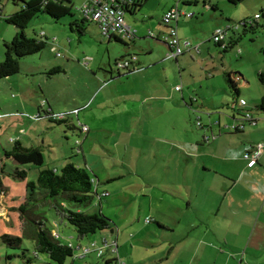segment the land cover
Returning <instances> with one entry per match:
<instances>
[{"label": "rangeland", "instance_id": "1", "mask_svg": "<svg viewBox=\"0 0 264 264\" xmlns=\"http://www.w3.org/2000/svg\"><path fill=\"white\" fill-rule=\"evenodd\" d=\"M84 1L71 0L75 13L73 17L56 21L47 15H39L33 19L26 30V35L30 38H38L45 32L48 39L45 48L40 53L23 58L18 74L0 79V264H23L24 260L21 256L23 250H28V255L33 253V242L28 239V231L24 230L30 212L43 216L47 228L52 232L55 230L56 234L66 238L75 248L78 244L84 248H92L91 242L81 241L73 226L65 222L60 224L61 217L56 213L52 200L38 203L30 201L33 190L28 184L37 182L41 168L31 164H18L5 156V152L13 149V141L16 140L27 147L39 148L44 155V168L60 169L69 161L87 168L92 178L95 176L100 178L99 186L106 189L100 192H107L110 196L103 199L101 204L95 198L93 205L87 210L90 213L101 211L112 222L113 228L118 227L120 237L124 233L127 239L129 236L128 241L132 246L138 243L136 249L129 248V244L123 247L126 240L120 239L119 251L122 254H129L131 251L133 255L131 261L127 255L126 257L119 255L122 262L181 264L175 258H171L168 262L170 252L173 250L172 244L181 243L187 235V227L198 221L197 216L187 214V204L182 198L183 188L178 189L183 185H176L170 192L171 196L166 197V200L157 203V200L153 199L154 208L149 210L145 206L148 201L145 195L149 196L151 187L144 186L145 192L140 185H144L145 182H155L157 186L168 187L167 179L170 176L180 177L182 180L183 168L179 166L185 164L187 157L184 156L183 150L189 147L184 140L189 141V134L192 138L196 136V129L198 132L202 131L198 122L204 123L205 114L217 113L218 116L219 113H223L231 118L233 111L230 106L235 94L227 83L226 73L239 72L243 75L244 79L239 81V84L244 85L240 89V98L251 103L260 97V94H264V83L259 78V74L264 73V0H242L237 4H232L229 0H215L214 4L218 2L217 5L223 14V19H220L218 12L216 20L210 18L212 12L204 7L203 3L206 0H198L196 4L193 2L189 5L179 1L182 7L186 5L188 9L193 10L196 17L200 18L202 15L208 17L203 20L200 29L201 31L204 29L202 35L203 41L206 42L200 43V55L192 54V57L189 54L194 60L190 67L186 68L184 62L186 56L183 55L178 62L173 59L169 67L159 63L158 69L161 74L155 76L156 73L151 78L143 75L133 78L134 74L119 76L116 61L131 48L124 43L110 41L104 37L97 25L86 24V33L82 36L76 31H71L70 23L74 19H82L79 10ZM169 1L172 0H150L144 9L146 11L150 8H158L159 2L163 5L164 2ZM5 2L17 10L20 8L12 0ZM256 14L261 15V18L255 21ZM184 19L186 18H182ZM246 19L254 21V29L251 30L249 26L245 32L244 27L240 26L237 32L232 31L229 34V38L230 36L238 38L239 42L227 52L217 49L212 40L214 32L217 29L224 30L228 26L239 25ZM17 31L14 25L7 23L6 18L0 15V62L5 55L3 43L12 41ZM151 39L153 38L145 40L156 45L159 51L165 49L158 41ZM139 56L142 57L138 54ZM162 56L157 52L152 57L161 62ZM222 66L227 68L224 74ZM55 67H61L63 71L49 74ZM132 79L145 85L140 87L139 96L131 92L132 86L129 83ZM155 79L163 84V88L165 85L168 86L169 90L172 84L179 85L180 89L177 90L179 92H176L173 101L154 103L153 100H148L144 105L137 102L129 111L130 114L120 109L123 107L122 104L119 107L118 103L113 102V98L119 100L121 96L131 98L133 93L137 96L134 98L157 95L156 88L146 84ZM180 90L187 95L186 101L180 98L182 94ZM48 103L55 109L70 114L66 117L67 121L57 124L45 117L38 120L37 114L41 113L44 116L48 110ZM147 107L152 110V116L157 122L153 133L149 136L144 134L141 121L137 120L135 123L133 120L134 115L144 113ZM222 118L223 121L226 120L224 115ZM260 123L262 124L263 121ZM66 124H75L77 128L69 129ZM83 126L91 132L83 134L81 132ZM178 132L186 137L178 135ZM78 149H81V153H78ZM177 163L179 165L175 167L176 173L173 175L167 173L166 166L171 164L175 166ZM1 168L4 170L2 171ZM17 170L25 171L26 176L24 178L16 176ZM252 187L251 178L247 176L242 178L237 192L243 198L240 202L241 210L243 203L245 205L250 203L248 198L252 194L253 197H256V194L262 195L263 198L259 206L255 207L253 217L236 221L231 231L227 233L226 224L222 219L223 212H220L217 216L219 220L215 223L218 226L216 234L221 239L225 237L229 241H242L246 245L253 234L252 241L264 242V234L261 232L264 224V212L261 215L264 206V187L260 188L259 185L256 188L258 191H253L255 186L253 189ZM35 192L37 198L42 193L39 188ZM25 204H27V212L22 210ZM166 207L170 210L169 214L164 212ZM242 212H238L239 216L236 219L250 214V210ZM153 214H160L163 217L161 220L172 226L173 231L160 229L157 223L152 222ZM205 215L206 222L210 224L212 214ZM29 219L33 217L29 216ZM147 219L152 223L147 224ZM204 231H207L205 226L192 230L189 239L193 240L195 235H203ZM5 234L21 237L20 248L12 249L4 244L2 236ZM207 235L213 236L210 232ZM89 237L97 242H101L102 238H107L108 241L115 240L107 230ZM187 244L184 243L180 247ZM262 248V245H258L255 250L246 249L247 252L245 250L244 254L240 255L243 257V264H264ZM102 249L106 254L105 258L117 256V253L110 254L108 247ZM75 254H78V250H75ZM96 255L93 253L80 260L75 258L73 262L70 259L67 264H107ZM251 256H254V261ZM220 258L218 264H236L234 260ZM236 261L237 264H242L241 258Z\"/></svg>", "mask_w": 264, "mask_h": 264}, {"label": "crops", "instance_id": "2", "mask_svg": "<svg viewBox=\"0 0 264 264\" xmlns=\"http://www.w3.org/2000/svg\"><path fill=\"white\" fill-rule=\"evenodd\" d=\"M186 2L189 4H192L193 2L197 3L198 0H172L167 2H164L162 5V2H159L158 8H150L149 10L145 11V7L148 5L150 0H147L144 4L142 10L137 14L133 15L131 17H126L128 25L135 31L136 38L131 43H129L128 47L131 48L129 50H126V54L124 55L126 58H128L131 55L136 56V63L134 64L133 71L135 72H125L129 73L132 77H139V76H145L147 78L153 77L156 73L158 76L161 74V71L158 69L159 63L165 64L167 67L170 66V62L173 60V58H169V47L167 44L162 40V38L167 34L168 28L164 26L162 23V18L164 14L169 11L171 8H178L183 14H192L191 17H188L186 15L182 16L180 20L177 23L178 27V33L181 39V43L183 47H188L187 51H185L181 56L185 55V63L186 68L190 67L192 62L194 61L192 59L193 55H200L201 54V44L205 43L206 41H203V31L202 24L203 20L205 18H208L206 15H202L199 17H196V13L193 12V10L188 9V7L185 5L184 7L181 6V2ZM13 2V0H12ZM205 2H208L210 4H214L215 0H206ZM14 3V2H13ZM195 3V4H196ZM218 2H216L217 4ZM204 4V3H203ZM162 5V6H161ZM206 5H204L205 7ZM208 6V5H207ZM18 10L5 2V0H0V15L4 16L5 18L7 16H10L14 13H16ZM201 11V10H198ZM211 11V10H210ZM212 16L211 19L216 20L217 13L216 11H211ZM219 14V13H218ZM128 16V15H127ZM220 19H223V14L220 12ZM182 18H186L182 20ZM202 21H197V20ZM196 20V21H193ZM243 21V20H242ZM161 25L163 28H161ZM217 31V30H216ZM215 31V32H216ZM150 33L154 35L153 37H150ZM153 38L156 41H158L160 44H162L165 49L163 51L157 50L156 45L153 43H147L146 40ZM146 39V40H145ZM151 39V40H153ZM128 40V39H125ZM4 44V43H3ZM146 46V47H145ZM217 49L221 50L218 46H216ZM209 51L211 49L208 48ZM139 51L140 53H136ZM157 52L161 53L162 60L161 62H158L157 59H153V55ZM213 52V51H212ZM224 52V51H223ZM138 54L142 55V57H138ZM188 54V55H187ZM192 57H190V55ZM122 56L121 58H125ZM174 59L176 62L179 61V58ZM155 58V57H154ZM197 58V57H196ZM119 59V58H118ZM192 59V60H191ZM196 60V59H195ZM223 74L227 72V68L222 66ZM168 69V68H166ZM165 69V70H166ZM217 70V69H215ZM121 76L124 73H121ZM264 74V73H263ZM127 75V76H129ZM113 77V75H112ZM128 80V79H125ZM130 80V79H129ZM144 80V79H142ZM124 82L122 81V84ZM143 82H136L134 79L131 80L129 83L132 86V91L136 95L139 94L140 87H143L145 85L142 84ZM184 83V82H183ZM146 84L151 85L150 87L156 88L157 95H153L152 97H137L134 93L131 96H121L119 100H116L113 98V102H116L119 104V107L121 104L123 105L122 108L124 113L130 114V110L135 106L137 102H140V105H144L146 101L153 100L154 103H157L159 101H173L174 97L176 96V92H179L176 90V88L179 85L172 84L173 86L168 88V86L165 85V87H162V83L155 80L146 82ZM243 84H239V88L241 89V86ZM244 86V85H243ZM176 87V88H175ZM175 88V91H174ZM180 92H182L180 90ZM260 97L253 100V102L250 103V101H246L249 109H254L255 104L261 100V98L264 96V94H260ZM126 97V98H125ZM240 97V94H239ZM184 101L187 99V95L182 92L181 97ZM243 99V98H241ZM245 100V99H244ZM230 108L233 109V106H237L235 104L236 101H233ZM172 104V103H171ZM209 109V108H208ZM58 111V112H56ZM194 111V109H193ZM164 112V111H163ZM162 112V113H163ZM64 114V112H61L60 109H55L54 106H52L50 103H48V110L45 112L44 116L41 114H37L36 118L38 120H42L43 117L45 119H49L50 115L52 114ZM235 114V113H234ZM222 115L225 116V121H223ZM40 116V117H38ZM255 118L258 119V124L253 125L252 127H248L244 132L243 135L237 136L235 133H231V126L234 122L232 120H229V116L223 113H219L217 116V113L215 115L212 114H205L204 120L202 123V131H197L196 129V136L193 138L188 135L189 141L184 140L185 144H188L189 147L184 149L185 151L184 156L187 157L185 160V164L179 166L180 168H183L182 171V180H180V177L173 178L169 177L167 179V185L168 187H165L163 185L157 186L155 182L148 183L145 182L144 185H140L143 191L146 192L144 189V186H150L151 191H149V196L146 194L145 197L147 198V202L145 203V206L149 209H153V199L157 200L158 202H161L163 200H166V197L171 196V191L174 189L176 185H183L178 187V189L183 188V195L182 198L186 201L188 212L187 214H190L191 216H197L198 221H195L191 224V226L187 227V235L183 239V241L179 244H172L173 250L170 252V256L168 258V262L171 260V258L177 259L179 263L181 264H218V261L221 259L220 257H226L228 260H234L237 264V259H242L243 264V257L240 256L241 254H244V251L247 249L255 250L258 245H262V249L264 250V242L259 241H252L253 234H251L250 241L248 240L246 242L242 241H229L228 238H220V236H217V223L218 222V214L220 212H223V222L226 224V232L229 233L232 229L233 223L241 219H248L253 217V213L255 212V207L259 206V203L261 199L263 198L262 195L256 194V197L250 196V203H246V205L243 203V209L241 210L240 202L243 201V198H241V194L237 192L236 186L241 182V178L244 177H250L252 182V189L255 186V189L253 191H258L256 188L261 185L260 188L264 187V152L260 158L259 164L254 168H247L246 161L242 159L243 153H245L247 150H251L257 143L264 142V112H257L255 113ZM155 117L152 116V110H150L148 107L146 108L145 112L142 114H136L133 116V120L136 121L139 120L143 125H141V128H144L145 135L149 136L153 133L154 127L157 124V122L154 120ZM241 119V118H240ZM239 120V119H238ZM263 121L261 124L260 122ZM219 122V123H218ZM194 124V122H192ZM223 127H222V126ZM194 126H196L194 124ZM220 126V127H218ZM86 127V126H83ZM82 127V133L87 134L90 133L91 130L89 129V132L83 130ZM200 127V126H199ZM88 129V128H87ZM179 133V132H178ZM178 135H182L184 138V134L179 133ZM215 136V138L213 137ZM191 139V140H190ZM182 141V138H181ZM45 145V144H43ZM78 153H81V149H78ZM193 158H192V156ZM194 159V160H193ZM202 159V160H200ZM170 160V159H167ZM171 161V160H170ZM175 162L177 160H174ZM173 163V161H171ZM74 164V163H73ZM179 163H177L175 166L172 164L169 166H166L167 173H171L172 175L176 173L175 167H178ZM77 166V165H76ZM77 167H81L78 165ZM57 169V168H55ZM87 169V168H86ZM88 170V169H87ZM89 172V171H88ZM94 180V187L95 191L97 192L96 198L98 202L101 204L103 199L110 196L109 193L107 197H104L99 200V197L104 194L105 192L100 191H106V189L101 188L99 185H101V180L98 176H95V178H92ZM180 180V181H179ZM171 185V186H170ZM99 187V188H98ZM238 188V187H237ZM259 189V188H258ZM252 191V193H253ZM101 193V194H100ZM257 201V202H256ZM159 207V206H158ZM250 210L249 215H245L242 218L236 219L238 217V212L243 211L242 213L248 212ZM168 207L165 208L164 212L169 214ZM264 212V206L262 207V213ZM205 214H212L210 217V224L211 226H208L207 217ZM154 215V214H153ZM153 217V216H152ZM153 221L155 223H159L162 226V229L164 230H172V226L167 224L164 220H161L163 217L160 214H155L153 217ZM147 223V224H151ZM246 221H244L245 223ZM252 222V221H251ZM63 217H61V223L63 224ZM247 223V222H246ZM206 227L207 231H204L203 235L194 236L193 240H190L191 237V231L196 228ZM111 230L114 232L112 233ZM111 230H107V232H110V235L115 238V240L109 241L116 242L117 243V256L112 253V251L109 249L110 254L114 255L113 257L105 258L106 254L103 253L102 257L97 256L98 259H103L107 264H120L122 263L121 258L119 257H126L131 261V258H133L132 252L130 251L129 254H122L121 251H119L120 239L126 240V244L123 245L127 246L129 244V248L136 249L138 247V243H134V246H132V243H129V236L127 239V235L123 233L122 237H120V232L117 228H113ZM264 234V224L261 229ZM173 231V230H172ZM208 232L212 233V237H208ZM53 233H55V230H53ZM131 236V235H130ZM250 236V235H249ZM60 238L65 240V243H68L72 245V247H75L70 241H68L66 238L60 235ZM133 238V236H131ZM81 241H88L91 242V245H94L96 247H102L103 240H107V238H102L101 242H97L93 239H90V237H82L80 238ZM80 242V241H79ZM124 242V241H123ZM122 242V243H123ZM184 243H188L186 246H181ZM252 244V245H251ZM94 246V247H95ZM250 246H252L250 248ZM245 247V248H244ZM82 248L79 244L75 248V250H78V258L75 256L76 259H84L88 257L90 254L96 253L91 252L88 253L86 257H80L83 254V251L81 252ZM244 248V249H243ZM132 249V250H133ZM247 250L245 252H247ZM231 251V252H230ZM81 252V253H80ZM181 253V257H180ZM76 255V254H75ZM124 255V256H123ZM248 257V255L246 256ZM252 260L254 261V256H251ZM179 259V260H178ZM156 262H159V260H156ZM138 263V262H137Z\"/></svg>", "mask_w": 264, "mask_h": 264}, {"label": "trees", "instance_id": "3", "mask_svg": "<svg viewBox=\"0 0 264 264\" xmlns=\"http://www.w3.org/2000/svg\"><path fill=\"white\" fill-rule=\"evenodd\" d=\"M146 1L147 0H131V3L125 6V20L127 15H137L142 10ZM239 1L242 0H229V2L232 4H237ZM13 2L17 7L20 8L16 13L7 16L6 22L14 25L18 31L12 41L4 43L5 55L3 61L0 62V79H5L7 77L18 74L21 70V60L23 58L40 53L45 48L46 40H48L45 32H43L41 37L38 38H30L26 35V30L33 19H35L39 15H47L51 19L59 21L65 17H73L75 15L74 6L71 0H13ZM89 3L91 4V0H85L82 7H84L85 5H89ZM204 5H206L205 7L207 9L213 12H220L219 6L217 4L204 2ZM79 13L82 19H74L70 23L71 31H76L80 34V36H82L86 33V24L93 23L98 26L101 34L103 35L102 29L100 28L98 23L94 22L86 15L83 16L82 8L79 10ZM184 15L187 16L189 14L185 13ZM257 15L259 16L258 18H256ZM254 18L255 21L259 20L261 18V15L256 14ZM162 24L168 28V32L162 38V40L169 47V56L170 53L174 52V49L170 47L169 42L166 41L170 34V27L165 25L163 22ZM253 24L254 21L246 19L239 23V25H236L234 27L228 26L223 30V32L225 31V36L221 41L215 40L214 37L216 32H214L212 36L213 43H215V45L221 48V50H223L224 52H227L239 42L238 38H231V36L229 38L230 32H237L240 26L244 27L245 32L247 31L249 26H251V30H253ZM175 26L178 30L177 25ZM103 36L106 37L105 35ZM150 36L154 38V35L152 33H150ZM106 38H108L110 41L114 40L116 42L124 43L128 46L130 42L132 43L135 40L136 34L134 33V35L131 37L122 35L116 36V34H111ZM181 46L183 48V53L187 51L188 47H183L182 43ZM180 55H177L173 59H177L178 57H180ZM132 56L135 55H131L128 58H121L120 60L118 59L116 61V68L119 76L122 75L121 73H124L123 75L126 74L125 76L129 75L130 70L131 72H135L133 71V69L134 64L136 63V59L133 61ZM128 59L130 60L128 63L129 65L125 69L118 67L119 63L126 62L128 61ZM62 71L63 70L61 67H55L50 71L49 74L60 73ZM128 71L129 73H125ZM259 78L261 82L264 83L263 73L259 74ZM243 79V75L239 72L226 73L227 83L235 94V96H233V100L236 101L235 104L237 105H234L233 109L230 108L232 109L233 113L231 115V118H228L233 122L234 120H236L231 126V133H235L236 135H243V132L248 127L250 128L253 125H257L259 120L255 118V113L264 112V96L259 102L255 104L254 109L247 108L248 105L246 100L239 97L240 88L238 85L239 81ZM177 88L176 90L180 89ZM241 100H244L245 104H242ZM60 115H63V117H60ZM67 116H70V114H52L48 118L49 121L61 124L67 121ZM66 126L69 129L74 130L77 128L75 124H66ZM198 126L203 127L202 123L200 122H198ZM213 137L215 138V136ZM13 144V149L5 152V156L8 159H13L18 164H31L38 168H41L37 182H31L28 184V187L33 190L30 201L33 200L34 202L38 203L45 200H52L54 204L53 207L56 213L60 217H63V222L68 223L69 225L74 227L80 238L88 237L98 232L112 229V222L106 216H104L101 211L90 213L87 210L90 205H93L97 192L94 190L95 187L92 181V177L86 168L77 167L75 164H73V162L69 161L60 169H52L50 167L44 168V155L39 148L27 147L19 140L13 141ZM259 145H263L262 153L259 154V157H255V153L259 151ZM263 152L264 142H259L251 150H247L245 153H243L242 159L246 161L247 168L251 169L256 167L260 162V158ZM252 159L255 161V163L253 166H250V161ZM1 170L3 171L4 169L1 168ZM16 172V176L20 178H24L26 176L25 171L20 172L17 170ZM240 180H242V178ZM238 186H240V182L236 186V189H238ZM37 188H39L42 192L38 198L37 196L35 197V190H37ZM27 204H25L22 208L24 212H27ZM30 213L31 214L28 215L33 217V219H29V216L27 217L28 223L24 224V230L28 231V239L33 242V253H31V255H28V250H23V254L21 255L22 259L24 260L23 264H67L70 259H72L73 262L75 260V247H72V245L65 243L64 241H62L59 234H54L50 229H48L45 222L46 220H44L43 216L34 215L32 214V212ZM157 226L162 229V226L159 223H157ZM2 239L4 244H7L8 247L12 249H19L22 244L21 237L5 234L2 236ZM85 249L82 248L81 252ZM97 249L98 247L95 246L93 249L94 252H96ZM102 255L99 257H102ZM86 256L87 254L84 257Z\"/></svg>", "mask_w": 264, "mask_h": 264}, {"label": "built area", "instance_id": "4", "mask_svg": "<svg viewBox=\"0 0 264 264\" xmlns=\"http://www.w3.org/2000/svg\"><path fill=\"white\" fill-rule=\"evenodd\" d=\"M131 3V0H91V4L85 5L82 8L83 16L86 15L90 19H92L94 22L98 23L100 28L102 29L103 35L106 37L111 34L122 35L131 37L134 35L135 31L127 24L125 20L126 16V7ZM84 8V9H83ZM184 14L178 9V8H172L169 11H167L163 18L162 22L170 27V34L169 37L166 39V41L169 42V45L171 48L174 49V52L170 53L168 56L169 58H174L177 55H180L183 53V48L181 46V41L179 39L178 30L175 25H177L179 19ZM188 17H191V14L187 15ZM259 16L257 15L256 18ZM225 32V31H224ZM223 30H217L215 33V40L221 41L225 33ZM60 56V54H58ZM136 59V56H132V60L134 61ZM129 59L126 62H121L118 64L119 68H126L129 64ZM179 89V88H177ZM242 104H245L244 100H241ZM60 117H63V115H60ZM83 130L86 132L88 131L87 127H83ZM263 145H259V151L255 153V157H259V154L262 153ZM254 157V158H255ZM255 161L252 159L250 161V166H253ZM94 183V180H92ZM108 194L104 193L102 194L100 198L107 197ZM147 223H150L151 220L147 219ZM95 245H92V248L94 249ZM103 247H108L112 253H117V243L116 242H109L108 240H103L102 247H99L96 250L97 256H101L103 254ZM92 248H86L83 251V254L80 257H84L86 254L94 252L92 251ZM124 264V262L120 263Z\"/></svg>", "mask_w": 264, "mask_h": 264}, {"label": "water", "instance_id": "5", "mask_svg": "<svg viewBox=\"0 0 264 264\" xmlns=\"http://www.w3.org/2000/svg\"><path fill=\"white\" fill-rule=\"evenodd\" d=\"M111 232L113 233L114 231H113V230H111Z\"/></svg>", "mask_w": 264, "mask_h": 264}, {"label": "clouds", "instance_id": "6", "mask_svg": "<svg viewBox=\"0 0 264 264\" xmlns=\"http://www.w3.org/2000/svg\"><path fill=\"white\" fill-rule=\"evenodd\" d=\"M85 249V248H84Z\"/></svg>", "mask_w": 264, "mask_h": 264}]
</instances>
